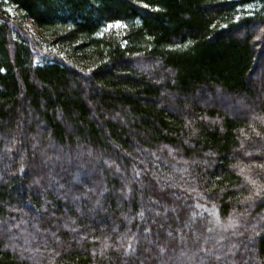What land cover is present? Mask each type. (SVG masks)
<instances>
[{"label": "trees", "instance_id": "16d2710c", "mask_svg": "<svg viewBox=\"0 0 264 264\" xmlns=\"http://www.w3.org/2000/svg\"><path fill=\"white\" fill-rule=\"evenodd\" d=\"M263 57L264 0H0V264H264Z\"/></svg>", "mask_w": 264, "mask_h": 264}, {"label": "rangeland", "instance_id": "374dc122", "mask_svg": "<svg viewBox=\"0 0 264 264\" xmlns=\"http://www.w3.org/2000/svg\"><path fill=\"white\" fill-rule=\"evenodd\" d=\"M123 28H125L121 23H118V24H115V25H108L106 28H105V31L107 32V31H110V30H117V31H119V30H122ZM262 59V61L264 62V57L263 58H261ZM264 72V71H263ZM6 230V231H5ZM7 230H9V228H7V227H3V225L1 226L0 225V235L2 236H4L5 235V233L7 232Z\"/></svg>", "mask_w": 264, "mask_h": 264}, {"label": "snow or ice", "instance_id": "6c2138e0", "mask_svg": "<svg viewBox=\"0 0 264 264\" xmlns=\"http://www.w3.org/2000/svg\"><path fill=\"white\" fill-rule=\"evenodd\" d=\"M241 172H243V169H241ZM253 183H255L254 181H253ZM258 194V193H257Z\"/></svg>", "mask_w": 264, "mask_h": 264}]
</instances>
